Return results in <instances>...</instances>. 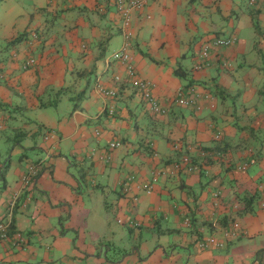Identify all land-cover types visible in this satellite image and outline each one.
<instances>
[{
    "label": "crops",
    "instance_id": "crops-1",
    "mask_svg": "<svg viewBox=\"0 0 264 264\" xmlns=\"http://www.w3.org/2000/svg\"><path fill=\"white\" fill-rule=\"evenodd\" d=\"M144 7L124 28L111 0H3L0 222L25 246L0 264H264V0Z\"/></svg>",
    "mask_w": 264,
    "mask_h": 264
},
{
    "label": "built area",
    "instance_id": "built-area-1",
    "mask_svg": "<svg viewBox=\"0 0 264 264\" xmlns=\"http://www.w3.org/2000/svg\"><path fill=\"white\" fill-rule=\"evenodd\" d=\"M118 12V14L121 16L122 18V22H123V26L125 27H129V25L131 24V20L132 17L134 15V13L137 12H141L144 10V5L147 4L148 0H111ZM259 2V0H249V4L252 5H256ZM131 37V33L126 32L125 33V38L126 41ZM235 39H218L213 46H217V47H222V46H230L234 43ZM212 46L210 45H206L203 49L202 52L200 53V58L202 59V61L204 62L202 64L203 67H208L209 63H208V58H209V51L211 49ZM128 43L126 42L123 46V48L117 52H115L112 56V59L114 61H119L121 63H125L127 65V73H128V81L130 83V85H132V87L134 89L137 90V92L141 95V97L143 98V100L147 101V103H149L151 105V109L152 111L156 112V113H160V114H165L166 111L160 107V105L155 101V99L153 98L152 95V85L151 83L147 82V81H143L141 80L138 76H136V70L135 67L133 66V64H131V60H132V55L131 53L128 51ZM36 64L35 59H30L28 60L25 64H24V68H28L30 66H34ZM117 81H120L121 78L120 76L116 77ZM100 90L105 92V94L110 95L112 97L116 96V92L115 91H104V89L99 86ZM193 91V89H191V92ZM177 104L179 105H184V106H188V105H192L194 104V101L186 98L183 94V92H180L178 95V98L176 100ZM115 112V110L113 108H111L110 110V114H113ZM120 146V143H112L110 144V147L112 149H115L117 147ZM190 164V159L188 157H185L182 159V165H189ZM199 167H192V168H188L189 171H196L198 170ZM31 173L34 172V168H31ZM157 175L153 176V182L156 183L157 182ZM26 181H28L26 179ZM144 189L142 190H151L153 188V186L149 183L148 185L143 187ZM215 197H218V194L215 195ZM10 223L8 222H0V239L6 240L10 237ZM235 235V234H234ZM15 246L18 248H23L25 246L24 243V239L22 237V235H20L19 233L16 234L15 237ZM211 246H219V247H223L224 243L223 242H219L218 240H216L215 238H210L207 239L206 241H203L199 244V247L202 249H207Z\"/></svg>",
    "mask_w": 264,
    "mask_h": 264
},
{
    "label": "trees",
    "instance_id": "trees-1",
    "mask_svg": "<svg viewBox=\"0 0 264 264\" xmlns=\"http://www.w3.org/2000/svg\"><path fill=\"white\" fill-rule=\"evenodd\" d=\"M2 2H3V0H0V7H1ZM25 38H26V34H23V35L19 36L17 39H14L13 41H10V42L8 43V46H14L15 44H17V43L23 41ZM81 97H82V95H79V96H77V98L75 99V101L77 102V103H75V108L78 107V100H80ZM192 167H198V166H197L196 164L191 163V164L189 165V168H192ZM245 202H247L248 204L251 203V201H249V202H248V201H245ZM1 222H2V221H1ZM11 226H12V225H10V228H11ZM230 232L232 233L233 231H230ZM13 234H14V233H13ZM15 234H16V233H15ZM7 240H12L13 243H14V246H15V237L12 235L11 231H10V237H9L8 239H6V240L0 239V241H7ZM217 247H219V246H217ZM223 247H225V244H224ZM223 247H219V248H223Z\"/></svg>",
    "mask_w": 264,
    "mask_h": 264
},
{
    "label": "rangeland",
    "instance_id": "rangeland-1",
    "mask_svg": "<svg viewBox=\"0 0 264 264\" xmlns=\"http://www.w3.org/2000/svg\"><path fill=\"white\" fill-rule=\"evenodd\" d=\"M127 75H128V73H127ZM75 103H76V101H75ZM1 150H2V152L4 151V154H5V152L7 151V149L6 148H1ZM92 200V199H91ZM95 200L93 199V201L92 202H94ZM96 209H98V208H96ZM117 240V245H126V246H129L130 244H131V241H130V239H129V237L127 238V239H125V237L123 238V240H120V239H116Z\"/></svg>",
    "mask_w": 264,
    "mask_h": 264
}]
</instances>
